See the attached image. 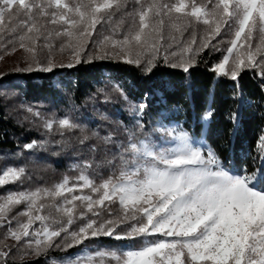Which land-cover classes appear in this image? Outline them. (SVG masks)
I'll use <instances>...</instances> for the list:
<instances>
[{"label": "trees", "instance_id": "16d2710c", "mask_svg": "<svg viewBox=\"0 0 264 264\" xmlns=\"http://www.w3.org/2000/svg\"><path fill=\"white\" fill-rule=\"evenodd\" d=\"M64 2L75 3L77 0ZM83 2L87 3L88 0ZM150 2L144 0L145 4ZM176 2L178 0H157V3ZM131 3L134 4V0ZM185 3L189 7L184 13L161 17L164 24L160 31L148 41L146 50L134 47L132 57L139 51L142 62L153 55L158 60L167 55L170 63L192 58L195 66L190 73L173 69L161 61L151 74L146 75L142 67L116 59L111 41L122 40L124 34L133 27V20L125 13H116L110 20L106 19L96 26L92 37L79 50L81 63L75 61L72 68L58 67L54 74L36 70L26 72L22 69L29 64L35 69L34 60L43 62L73 52L80 34L78 30H72V36H57V32H63L62 25H52L46 19H39L38 23L43 26L48 38L41 37L36 52L28 53L26 64L19 63L0 71V175L9 168L24 169L20 179L0 185V204L5 202L10 193L41 190L34 206L25 200L12 205L4 214L5 223L0 224V250L12 249L9 264H59L64 259H75L70 254L83 247L75 246L66 251L53 247L48 249L47 254L36 256L26 246L28 238L19 243L11 238L8 222L13 230H18L21 224L28 221L29 216L25 213L33 216L39 214L45 217L50 230L67 228V233H62L56 239L57 243L63 246L65 237L70 242V233L78 231L82 223L86 222L80 218L81 212L87 213L86 202H72L73 219L68 224L69 217L64 209L69 205L64 197L71 200L72 194L65 191L63 196H55L53 193L57 185L65 178L68 187L81 185L84 183L80 180L81 176L87 177L96 186L110 177L118 178L123 167L120 159L122 146L127 147L130 139H149L160 144L163 143L161 137L164 129L183 130L197 145L202 143L205 150L208 147L215 150L228 166H247L249 172L253 171V158L258 156L257 139L264 134V79L260 76L261 68L246 69L237 81H233L230 75L220 76L212 71V66L227 54L226 49L234 38V29H222L221 34L212 40V44L220 51L210 54L208 50L198 52L201 42L208 38L209 25L203 24V20L214 21L219 16L205 15L213 11V4L209 0H185ZM193 3L205 11L201 13L203 16L199 21L195 18L189 20ZM136 10L138 7H129L127 11ZM5 19L7 21L8 18ZM22 19L23 16L20 17ZM19 23V20L13 21L15 32H0V56L20 47V38L25 36L26 29L20 27ZM152 23L155 25L158 21L154 19ZM211 27L214 28L215 24ZM106 36L111 40L105 41ZM23 42L31 46L30 40L25 39ZM153 43L158 53L152 52ZM249 43L253 51L259 45L261 55H264V43L258 29L253 31ZM233 57H230L226 69ZM242 58L246 59V56ZM57 84L59 87L55 86ZM140 103L146 104L145 109L134 112L133 106L138 109ZM238 107L241 111L240 126L238 132L231 135L233 125L229 118ZM209 111L212 112L211 118L205 120V113ZM64 118H69L79 127L62 130L59 120ZM47 123L52 124L51 129L46 128ZM141 124L143 128L139 127ZM106 136H110L111 140L105 142L103 138ZM32 141L43 143L44 147L25 149L24 146ZM92 146L97 151H91ZM259 164L257 158V169ZM45 189L49 191L47 196L43 192ZM73 194L90 195L94 200L99 198L89 187H77ZM114 200L111 204L106 201V207L100 210L101 221L112 219L119 223L124 219V207ZM40 204L44 207L40 208ZM88 215L91 217L90 213ZM125 223L131 225L133 221L128 219ZM40 227L41 222L35 221L29 231ZM126 230L122 225L120 231ZM85 243L92 252L117 248L126 251L129 247L139 249L146 241L140 238L117 241L100 237ZM184 251L185 257L182 259L187 258V251Z\"/></svg>", "mask_w": 264, "mask_h": 264}, {"label": "snow or ice", "instance_id": "6c2138e0", "mask_svg": "<svg viewBox=\"0 0 264 264\" xmlns=\"http://www.w3.org/2000/svg\"><path fill=\"white\" fill-rule=\"evenodd\" d=\"M209 3L213 4V11L205 15L219 16V19L203 20V24L209 25L208 38L201 42L198 52L208 50L210 54L220 51L212 44V40L221 34L222 29H234V38L226 49L227 54L212 66V71L220 76L230 75L233 81H237L243 71L259 66L260 76L264 79V55H261L259 45L253 51L249 43L256 29L264 43V0H209ZM129 7H138V10L128 12ZM187 7L189 5L185 0L171 4L157 3V0L147 4L144 0H134V4L131 0H88L87 3L83 0L75 3H62L61 0H0V32H15L13 21L19 20V26L26 29L25 36L20 38V48L26 47L23 41L28 39L31 46L26 50L34 54L41 37L48 38L43 26L38 23L39 19H46L52 25H62L63 32H57V36H72V30H78L80 39L73 52L76 63H81L79 50L92 37L96 26L106 19L110 20L116 13H125L133 20V27L124 34L122 40L111 41L114 48L122 50L116 59L142 67L146 75L151 74L161 61L187 74L195 66L192 58L170 63L167 55L159 60L153 55L142 62L139 51L132 57L134 47L146 50L148 41L160 31L164 24L161 17L184 13ZM191 18L197 21L201 18V8L195 3L191 5L189 20ZM154 19L158 24L152 23ZM213 23L214 28L211 27ZM104 40L111 38L106 36ZM100 43L103 44V41ZM151 50L153 53L159 51L154 43ZM257 56H260L259 60ZM230 57H233L232 62L226 69ZM34 63L35 69L29 64L22 71L54 74L58 67H74L73 63L57 65L52 59L43 62L34 60ZM55 86L59 87L58 84ZM124 98L127 99V96ZM145 107V103H140L138 109L133 106L132 110L143 111ZM211 115V111L205 113L204 119H210ZM229 119L233 125L230 134L235 135L241 121L239 107L230 114ZM59 125L62 130L79 127L69 118L59 120ZM139 127L143 128V125ZM46 128L51 129L52 124L47 123ZM60 134L63 135V131ZM161 139L163 143L160 144L149 139H130L127 147L122 146L120 159L123 167L118 178L110 177L96 186L87 177L81 176L80 180L84 181L81 185L68 187L67 178L57 185L53 193L55 196H63L65 191L72 194L71 200L64 197L69 205L64 209L69 217L68 224L73 219L72 202H86L87 213H80V218L86 222L82 223L78 231L70 233V242L65 237L63 246L57 243L56 239L62 233H67V228L50 230L45 217L39 214L33 216L25 213L29 216L28 221L21 224L18 230H13L8 222V234L18 243L28 238L26 246L36 256L47 254L48 249L53 247L66 251L81 246L86 252L83 264H264V134L257 139L258 156L253 158L252 172L247 166H228L215 150L210 147L205 150V146L197 145L186 131L164 129ZM103 140L110 141L111 137L106 136ZM165 144L168 146L165 147ZM37 147H44V144L32 141L24 146L29 150ZM90 150L95 152L97 148L92 146ZM257 158L260 160L258 169L255 167ZM23 172L22 168L7 169L0 175V185L20 179ZM77 187H89L99 198L94 200L90 195H74ZM43 192L49 195L48 190ZM40 195L41 190L8 194L5 202L0 204V224L5 223L4 214L12 205L26 200L34 206ZM114 198L125 209L124 219L119 223L112 219L101 221L100 210L106 207V201L114 203ZM43 207L40 204V208ZM128 219L133 221L131 225L125 223ZM35 221H40L41 227L30 232L29 228ZM122 225L127 228L126 231H120ZM100 237L117 241L140 238L146 243L139 249L129 247L126 251L117 248L88 252L85 242ZM184 250L187 251L186 259H182L185 257ZM11 251V248L0 250V264H9ZM59 264H82V258L64 259Z\"/></svg>", "mask_w": 264, "mask_h": 264}, {"label": "rangeland", "instance_id": "374dc122", "mask_svg": "<svg viewBox=\"0 0 264 264\" xmlns=\"http://www.w3.org/2000/svg\"><path fill=\"white\" fill-rule=\"evenodd\" d=\"M62 3H65L64 0H61ZM201 8V13H204L205 11L203 10V8L201 6H198ZM201 16H203L201 14ZM110 44V43H109ZM26 46V45H25ZM28 46H26L24 49H21L20 47L9 51L8 53H6L5 55L0 56V71L6 69V68H10V67H14L19 63H24L26 64L28 61V51L26 50ZM113 47V45H112ZM114 54L115 55H120L122 54V50L120 48H114ZM55 63H74L75 62V57H74V52H67L66 54L62 55V56H54L51 58ZM199 145H203L204 144H199ZM3 173H1L2 175ZM18 194V193H17ZM88 252H92L89 248H87ZM94 253V252H92ZM86 252L85 249L83 248L82 250H78L76 252H73L70 254V256H73L74 258H76L77 256L85 257ZM83 264V261H82Z\"/></svg>", "mask_w": 264, "mask_h": 264}]
</instances>
